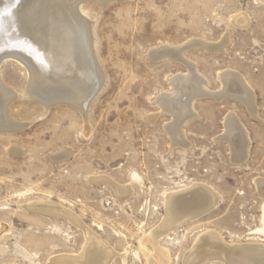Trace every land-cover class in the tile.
<instances>
[{
  "label": "rangeland",
  "instance_id": "rangeland-1",
  "mask_svg": "<svg viewBox=\"0 0 264 264\" xmlns=\"http://www.w3.org/2000/svg\"><path fill=\"white\" fill-rule=\"evenodd\" d=\"M77 10L97 65L85 109L65 100L44 105L29 94L30 67L16 58L0 61V264H64L54 260L79 256L89 230L114 251L110 264H149L148 254H159L148 236L167 217V197L196 184L216 194V202L161 238L167 264H184L206 233L229 245H264L258 187L264 180V0H82ZM241 15L242 27L235 23ZM193 40L225 44L222 52L186 47L183 57L210 91L224 90V72L238 75L253 93L256 113L231 95L196 99L197 117L182 127L187 145L176 146L177 131L166 129L172 115L156 100L187 67L149 53ZM229 113L247 131L243 161H237L242 150L234 153L219 139ZM60 152L67 157L54 159ZM115 185L130 186L128 196ZM45 202L81 224L29 208Z\"/></svg>",
  "mask_w": 264,
  "mask_h": 264
},
{
  "label": "bare ground",
  "instance_id": "bare-ground-1",
  "mask_svg": "<svg viewBox=\"0 0 264 264\" xmlns=\"http://www.w3.org/2000/svg\"><path fill=\"white\" fill-rule=\"evenodd\" d=\"M67 1L0 0V61L10 58L15 60L14 58H16L19 62L27 65V68L30 67L29 71H32L33 79L29 85L30 89L28 88L29 94L39 99L44 105L49 106L54 101L65 100L78 105L80 109H85L94 89H96L88 87L87 81L92 70H96L97 65L93 59L94 53L91 36L88 34V25L77 10V6L81 4L82 0H77L72 4ZM235 23L242 27L247 23V19L241 15L236 18ZM190 45H194V47L200 45L207 51L222 52L225 44L222 42L220 45H211L193 40L183 47L163 46L151 50L149 53L152 60L170 58L182 62L187 67L186 73L174 74L170 79L172 90L163 92L156 100L164 112L172 115L173 122L166 125V129L170 133L174 130L177 131L180 140L174 139L176 146L185 143L182 138L183 124L189 118L197 117L193 108L196 99L209 96L220 100L226 95H231L243 100L252 114L256 113L253 93L240 82L238 75L232 72L227 71L221 75L222 86H225L223 91L214 92L207 89V80L199 75L195 64L183 57L186 47ZM232 84L235 86L233 87ZM2 128L4 129V127ZM219 139L229 143L234 153L242 150L243 155L237 161H243L246 158L250 145L247 131L234 113H229L225 118L224 132ZM53 157L60 160L67 157V153L60 152ZM258 187L260 193L264 195V180L258 181ZM115 188L119 194H123L122 196H128L130 191V186L128 189L115 185ZM215 195L207 186L199 184L169 194L166 200L167 217L164 223L148 236L155 251L159 254L158 257L148 254L149 264L170 262L168 252L160 246L161 238L167 236L168 232L170 233L182 223L205 214L215 204ZM29 208L48 214H61L75 224H81L78 217L74 216L75 214L73 215L53 203L33 204ZM85 232L86 243L82 253L75 257L66 255L56 258L54 263L110 264L115 255L112 248L92 231ZM262 244L229 245L223 243L213 233H206L196 240L184 264H212L214 260H221L224 264H264V245Z\"/></svg>",
  "mask_w": 264,
  "mask_h": 264
},
{
  "label": "water",
  "instance_id": "water-1",
  "mask_svg": "<svg viewBox=\"0 0 264 264\" xmlns=\"http://www.w3.org/2000/svg\"><path fill=\"white\" fill-rule=\"evenodd\" d=\"M191 46H194V45L187 46V48H188V47H191ZM61 101H63V100L54 101L53 103H50V105L55 104V103H59V102H61Z\"/></svg>",
  "mask_w": 264,
  "mask_h": 264
}]
</instances>
